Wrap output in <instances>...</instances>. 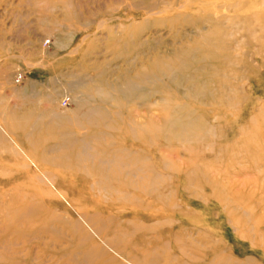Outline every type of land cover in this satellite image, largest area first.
<instances>
[{
    "label": "rangeland",
    "instance_id": "1",
    "mask_svg": "<svg viewBox=\"0 0 264 264\" xmlns=\"http://www.w3.org/2000/svg\"><path fill=\"white\" fill-rule=\"evenodd\" d=\"M0 264H264V0H0Z\"/></svg>",
    "mask_w": 264,
    "mask_h": 264
},
{
    "label": "bare ground",
    "instance_id": "2",
    "mask_svg": "<svg viewBox=\"0 0 264 264\" xmlns=\"http://www.w3.org/2000/svg\"><path fill=\"white\" fill-rule=\"evenodd\" d=\"M74 127H77V128H81V127H83L82 126V124H80V123H77V124H75L74 125ZM123 131V130H122ZM126 131V130H125ZM127 132H129L128 134H132V135H134L133 134V132H132V129H131V132L132 133H130V130L129 131H127ZM103 136H105V134H103V133H99L98 135H97V137H95V138H97V140H101L102 138L101 137H103ZM88 141V140H87ZM87 141H84L83 142V144H81V145H83V146H81L80 145V147L79 148H75L76 150H75V154H76V157L78 158V161H79V159L80 158H82V157H84V158H86V156H87V150L89 149V146H88V142ZM109 142V141H108ZM107 145H109V144H107ZM107 145H103V146H101V148H102V151L104 152V155H106V156H108L107 154H110L111 152H113V153H116V154H118L123 160L124 159H131V160H136L137 161V158L136 157H134V158H132V157H128L126 154V150H125V148L124 147H122L121 145H118L117 146V144L114 146V147H106ZM74 151V150H73ZM89 155V154H88ZM90 157V156H89ZM109 162H107V160H100L99 162H98V164H97V167L99 168H101L102 169V171H103V175L106 177V178H114V179H112V180H110V181H113V180H116V181H122V179H123V177H124V175H125V173L123 172V170H121V169H119V172L118 173H116V174H111L109 171H108V168H107V164H108ZM74 165H76V163L74 164ZM147 165V164H146ZM96 167V168H97ZM145 168H146V173H147V175H146V178H145V180H144V182L140 185V187L139 188H137V189H142L143 191H153V189L156 187V185H157V183H159V181L161 180V178L159 177V176H157L156 174H154V172L152 171V169L149 167V165H147V166H145ZM105 178V179H106ZM116 181H114V182H116ZM125 180H123L122 182H120V184L122 185V184H124V186H132V184L131 183H127V182H124ZM108 183V182H107ZM111 183V182H110ZM133 187V186H132Z\"/></svg>",
    "mask_w": 264,
    "mask_h": 264
},
{
    "label": "built area",
    "instance_id": "3",
    "mask_svg": "<svg viewBox=\"0 0 264 264\" xmlns=\"http://www.w3.org/2000/svg\"><path fill=\"white\" fill-rule=\"evenodd\" d=\"M68 102H69V99H65L64 101H63V107H67L68 106Z\"/></svg>",
    "mask_w": 264,
    "mask_h": 264
},
{
    "label": "crops",
    "instance_id": "4",
    "mask_svg": "<svg viewBox=\"0 0 264 264\" xmlns=\"http://www.w3.org/2000/svg\"><path fill=\"white\" fill-rule=\"evenodd\" d=\"M24 67H26V65L20 64V69H23Z\"/></svg>",
    "mask_w": 264,
    "mask_h": 264
}]
</instances>
